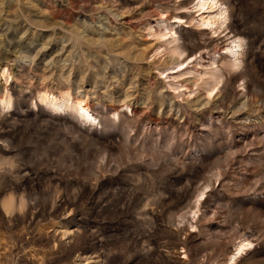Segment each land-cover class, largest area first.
I'll return each mask as SVG.
<instances>
[{
    "label": "rangeland",
    "instance_id": "1",
    "mask_svg": "<svg viewBox=\"0 0 264 264\" xmlns=\"http://www.w3.org/2000/svg\"><path fill=\"white\" fill-rule=\"evenodd\" d=\"M219 1L0 0V264H264V0Z\"/></svg>",
    "mask_w": 264,
    "mask_h": 264
},
{
    "label": "bare ground",
    "instance_id": "2",
    "mask_svg": "<svg viewBox=\"0 0 264 264\" xmlns=\"http://www.w3.org/2000/svg\"><path fill=\"white\" fill-rule=\"evenodd\" d=\"M187 1L192 3V8L194 10H197L199 12V15L201 18V23L205 26V28H212L213 27V32H216L217 29H219L223 24H225V22L227 20V10L221 6L222 3L219 0H187ZM215 9H216V13H214L212 15H209V14L205 15L206 12L212 13V11H214ZM175 18H176L175 23H180L182 21V18H180L178 16ZM172 34H173V31H172ZM163 35H165V34H163ZM235 38H238V37H235ZM235 42H236L235 40H232V42H231L232 44L230 43L229 46L224 48L225 49L224 53L233 54L234 60L232 62H230L232 65H236L238 62L237 61L238 50H234V48L241 46V44H237ZM172 52L174 54H180L181 55V50L178 46L174 47L172 49ZM199 57H201V54L199 55ZM182 64H183V62L178 63V65H182ZM186 73H189V71L185 70L182 73H180L176 76H173V78L180 77ZM209 74H211L212 78L213 77L215 78V76H217L215 74V72L214 73L210 72ZM214 84H216V83H214ZM214 84H213V86H214ZM210 87H212V86H210ZM40 99L45 102L47 97L45 95H43V96H41ZM0 101L3 102L4 100L0 99ZM49 103L51 104V106L53 108L54 114L59 113L60 110H63L64 108H71V103L69 102L68 97H65L63 99L52 98V100ZM75 103H76V106L74 108L76 110L77 109L79 110V115L81 117H84L86 119V122L93 123L96 120V116H94L90 112L89 106L87 104H83L82 101H77ZM250 245H251V241H249L248 239L241 240L239 242V244H237L235 246L233 253L230 255V257L227 260V264H234L236 262V260L240 256H242L246 252L247 249L250 248Z\"/></svg>",
    "mask_w": 264,
    "mask_h": 264
}]
</instances>
